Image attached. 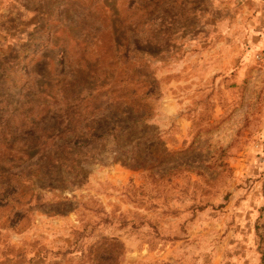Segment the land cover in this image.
<instances>
[{
    "label": "rangeland",
    "instance_id": "374dc122",
    "mask_svg": "<svg viewBox=\"0 0 264 264\" xmlns=\"http://www.w3.org/2000/svg\"><path fill=\"white\" fill-rule=\"evenodd\" d=\"M264 0H0V264H264Z\"/></svg>",
    "mask_w": 264,
    "mask_h": 264
},
{
    "label": "built area",
    "instance_id": "2783aa9c",
    "mask_svg": "<svg viewBox=\"0 0 264 264\" xmlns=\"http://www.w3.org/2000/svg\"><path fill=\"white\" fill-rule=\"evenodd\" d=\"M263 107H264V99H263Z\"/></svg>",
    "mask_w": 264,
    "mask_h": 264
}]
</instances>
